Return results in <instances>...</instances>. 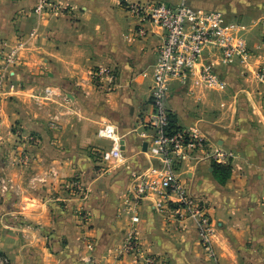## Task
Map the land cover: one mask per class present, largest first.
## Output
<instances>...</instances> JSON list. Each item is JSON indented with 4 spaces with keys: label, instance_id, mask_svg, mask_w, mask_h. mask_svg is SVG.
Here are the masks:
<instances>
[{
    "label": "crops",
    "instance_id": "1",
    "mask_svg": "<svg viewBox=\"0 0 264 264\" xmlns=\"http://www.w3.org/2000/svg\"><path fill=\"white\" fill-rule=\"evenodd\" d=\"M147 1L174 5L179 0H58L65 8L49 15L35 11L36 0H0L6 51L20 37L25 40L19 66L11 72L18 90L16 84L15 95L0 105V145L12 147L19 132L38 133L43 147L32 169L43 174L53 168L64 178L89 169L88 149L111 146L98 136L105 121L113 122L123 138L121 157L109 160V172L93 180L91 226H82L72 210L42 206L25 216L37 226L20 228L19 240L14 230L0 232V251L13 264H143L119 250L129 224L125 207L131 177L152 157L139 131L152 108L151 86L165 32L130 11L132 3ZM193 5L220 9L240 23L249 18L252 34L259 36L256 44L264 34L259 14L264 0H193ZM258 46L245 61L226 65L214 57L219 85L206 84L199 68L188 83H169L166 105L176 124L198 130L211 149L231 151L233 157L228 165L201 151L185 157L177 171L188 194L209 205L215 257L205 254L195 219H174L158 212L152 199L143 201L140 239L145 254L157 255L164 264H264V81L258 77L264 47ZM100 67L115 71L112 91L102 89L93 74ZM17 122L19 132L13 128ZM216 164L231 169L224 181Z\"/></svg>",
    "mask_w": 264,
    "mask_h": 264
},
{
    "label": "built area",
    "instance_id": "2",
    "mask_svg": "<svg viewBox=\"0 0 264 264\" xmlns=\"http://www.w3.org/2000/svg\"><path fill=\"white\" fill-rule=\"evenodd\" d=\"M62 8L65 7L58 0H36L35 11L39 15H49ZM130 11L143 21L159 25L165 34L158 49L151 86L152 108L139 131L152 157L143 170L135 172L131 177L125 207L129 224L119 255L134 254L143 264H164L157 255L145 254L140 239V208L143 201L150 198L160 213L169 214L174 219H195L205 254L215 257L214 223L209 205L204 199L188 194L177 171L185 157H198L201 151L210 154L216 162L228 165L233 153L217 147L211 149L207 139L196 129L177 124L178 127H173V114L166 105L169 83L178 80L186 84L199 68L200 77L206 84L219 85L222 82L216 71L214 57L226 65L237 59L245 61L254 54L255 49H261V45L252 48L242 23L227 19L222 10L195 7L189 4V0H179L174 5L165 1L135 2L130 5ZM29 34L30 37L34 36L35 30ZM22 37L8 51L6 41L0 38V54L9 64L19 62V51L25 44ZM93 74L102 89L112 91L115 88L116 73L113 69L100 67ZM6 76L8 72H0V93L6 89L13 92L16 88V83L10 79L7 81ZM258 77L264 81V61ZM98 136L112 142L108 149L100 151L102 160L119 159L123 152V138L116 125L105 121L98 129Z\"/></svg>",
    "mask_w": 264,
    "mask_h": 264
},
{
    "label": "rangeland",
    "instance_id": "3",
    "mask_svg": "<svg viewBox=\"0 0 264 264\" xmlns=\"http://www.w3.org/2000/svg\"><path fill=\"white\" fill-rule=\"evenodd\" d=\"M244 1L248 2V0ZM189 4L195 6L193 5V0H189ZM259 14L262 23L264 13ZM242 25H244V33L247 40H249V45L255 48V41L259 36L252 34L249 18L245 22L242 21ZM259 40L260 42L256 44V47L259 44H264V34ZM18 66V64H9L4 59V56L0 54V72H8V76L5 78L7 81L9 79L13 81L11 72L15 71ZM18 87L19 85L17 84V90ZM15 93L16 91L9 92L7 89L5 92L0 93L1 108ZM52 126L54 127L55 125L52 124ZM19 127L18 122L13 125V128L17 132H19ZM7 145L4 142L0 145V232L8 234V231L14 230L16 232L15 236L19 240L18 232L20 228L37 226L27 220L25 216L27 214L31 215L32 211H37L42 206H49L48 208L51 209L53 204H57L54 207L57 211L72 210L75 212L82 226H91L93 213L89 208L88 200L93 192L92 183L96 177L105 176L109 172L108 169L110 167L107 165L108 161L102 160L100 156V151L104 147L88 149L87 153L90 155L88 159L91 163L90 165L88 164L89 169H81L72 176L63 178L53 168L43 174L40 171L35 172L32 169V166L38 163L35 161L38 158L36 152L40 151L43 147V138L38 133L28 132L21 134L19 132L14 145L12 147H8ZM91 150L94 153L89 154ZM50 199H53L55 202L49 203L48 200ZM20 223L23 225H19ZM26 224L30 225L26 226ZM15 240L16 238L12 237V241L10 242H15ZM0 264L13 263L10 257L5 256L0 251Z\"/></svg>",
    "mask_w": 264,
    "mask_h": 264
},
{
    "label": "trees",
    "instance_id": "4",
    "mask_svg": "<svg viewBox=\"0 0 264 264\" xmlns=\"http://www.w3.org/2000/svg\"><path fill=\"white\" fill-rule=\"evenodd\" d=\"M172 123H173V127H178L176 125V119L174 116H172ZM215 171L217 172V175L219 176V178L221 180H225L227 177H229L230 173H231V169L229 166L227 165H222V164H216L215 165Z\"/></svg>",
    "mask_w": 264,
    "mask_h": 264
},
{
    "label": "water",
    "instance_id": "5",
    "mask_svg": "<svg viewBox=\"0 0 264 264\" xmlns=\"http://www.w3.org/2000/svg\"><path fill=\"white\" fill-rule=\"evenodd\" d=\"M144 146H145V148L147 147V143L146 142L144 143Z\"/></svg>",
    "mask_w": 264,
    "mask_h": 264
}]
</instances>
